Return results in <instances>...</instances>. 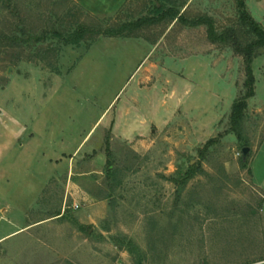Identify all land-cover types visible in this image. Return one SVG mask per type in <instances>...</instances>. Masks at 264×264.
Returning <instances> with one entry per match:
<instances>
[{
	"label": "rangeland",
	"instance_id": "374dc122",
	"mask_svg": "<svg viewBox=\"0 0 264 264\" xmlns=\"http://www.w3.org/2000/svg\"><path fill=\"white\" fill-rule=\"evenodd\" d=\"M156 2L251 37L235 0H0V238L41 220L0 264H264V49L239 140L242 57L206 25H129Z\"/></svg>",
	"mask_w": 264,
	"mask_h": 264
},
{
	"label": "trees",
	"instance_id": "16d2710c",
	"mask_svg": "<svg viewBox=\"0 0 264 264\" xmlns=\"http://www.w3.org/2000/svg\"><path fill=\"white\" fill-rule=\"evenodd\" d=\"M237 12H238V22L243 31L250 35L251 37L247 40H243L240 31L236 27H226L221 31H217L214 27V22L212 17L202 14L194 20L187 19L184 14L180 13L173 6L165 7L161 2L154 3L155 15H150L147 17L139 18L135 22L130 23L135 27H139L145 22H154L156 19L170 18L176 19V21L181 22L184 25L198 26L206 25L207 33L210 41L212 43H225L230 46L233 51L240 55L243 59L244 64V87L245 92L232 104L230 113V130L233 131L239 140H242V122L244 119V110L247 107L246 100L255 94V76L253 73L252 63L256 57L259 49H264V27L259 24L249 13L246 8L245 0H235ZM111 36H121L123 35L122 30L107 31ZM57 35L60 36L58 32ZM83 35V31L80 29L78 32L73 33L71 36L62 38L66 45L73 44L80 41ZM45 36L36 37L35 40L42 41ZM10 41H16V37L9 38ZM11 42V43H12ZM15 43V42H14ZM192 174L188 173L187 178L191 177ZM186 178V179H187Z\"/></svg>",
	"mask_w": 264,
	"mask_h": 264
},
{
	"label": "crops",
	"instance_id": "0c3cea01",
	"mask_svg": "<svg viewBox=\"0 0 264 264\" xmlns=\"http://www.w3.org/2000/svg\"><path fill=\"white\" fill-rule=\"evenodd\" d=\"M245 5H246V8H247V10L249 11V13L251 14V16L259 23V24H261V25H263L264 26V24L262 23V21L257 17V13H258V11H257V9H256V4L255 3H253V2H251V3H249V1L248 0H245ZM254 10V11H253ZM256 10V11H255ZM260 14V13H259ZM254 63H256V59L254 60ZM254 63H253V65H254ZM1 155H2V148H0V157H1ZM28 208V207H27ZM25 214H26V210H24V217H25ZM58 216V215H60V213L59 214H57V213H55V214H53V216ZM41 222V220H32V221H26V223L25 224H23L22 226H18V227H14L15 229L13 230V231H10V232H8V233H6V235L5 236H3V237H1L0 238V243L1 242H4L5 243V241L9 238V237H11L13 234H15V233H17V232H26V231H28V230H31V229H33L34 228V226L35 225H37L38 223H40Z\"/></svg>",
	"mask_w": 264,
	"mask_h": 264
},
{
	"label": "water",
	"instance_id": "95a60500",
	"mask_svg": "<svg viewBox=\"0 0 264 264\" xmlns=\"http://www.w3.org/2000/svg\"><path fill=\"white\" fill-rule=\"evenodd\" d=\"M250 148L248 146H244L241 150L242 152V160H245L247 155L249 154Z\"/></svg>",
	"mask_w": 264,
	"mask_h": 264
},
{
	"label": "built area",
	"instance_id": "2783aa9c",
	"mask_svg": "<svg viewBox=\"0 0 264 264\" xmlns=\"http://www.w3.org/2000/svg\"><path fill=\"white\" fill-rule=\"evenodd\" d=\"M73 206H74V208H78V207H79V205L76 204V203H75ZM119 264H120V263H119Z\"/></svg>",
	"mask_w": 264,
	"mask_h": 264
}]
</instances>
